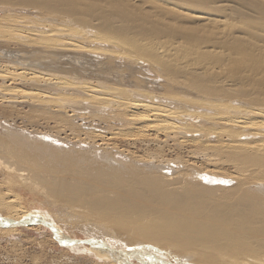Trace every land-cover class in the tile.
<instances>
[{
	"label": "bare ground",
	"instance_id": "6f19581e",
	"mask_svg": "<svg viewBox=\"0 0 264 264\" xmlns=\"http://www.w3.org/2000/svg\"><path fill=\"white\" fill-rule=\"evenodd\" d=\"M1 45L0 235L92 264H264V0H0ZM16 108L55 134L13 133ZM149 132L212 170L116 158Z\"/></svg>",
	"mask_w": 264,
	"mask_h": 264
},
{
	"label": "rangeland",
	"instance_id": "374dc122",
	"mask_svg": "<svg viewBox=\"0 0 264 264\" xmlns=\"http://www.w3.org/2000/svg\"><path fill=\"white\" fill-rule=\"evenodd\" d=\"M237 22H239V20H238V18H237ZM0 47H7V48H11V49H15V50H18V48L14 45V46H12V45H9V46H0ZM4 84H2L1 82H0V86H3ZM6 85H9V83H5V86ZM12 86H14L13 84H12ZM17 86V85H16ZM18 86H20V85H18ZM256 90H257V92H256ZM259 90H260V92H264V91H262V90H264V88L261 90V89H255V90H253V91H255V93H256V95L259 93V95H262V94H260V92H259ZM254 93V92H253ZM262 96H264V95H262ZM232 101V100H231ZM233 101H236L237 102V98L236 99H233ZM1 104V103H0ZM6 105V104H5ZM2 106H4V105H2ZM18 108V107H17ZM16 108V114H17V109ZM20 108H22V106H20L19 107V112H23V111H26L27 112V108L28 107H24L23 106V108H25V109H20ZM69 109H67L66 111H68ZM14 112L15 111H12L11 113H7L6 115H7V122H8V124L10 123L11 124V128H12V126H13V128H12V132L13 133H16L17 131H19L20 129L21 130H24V132L25 133H23L21 130V133L20 132H18V133H20V134H22V135H25L26 134V131L27 132H33V130L34 131H40V132H43V133H45L46 131L48 132V130H49V128H51L52 127V125H51V123H49V121L47 122V121H45L46 122V124H45V122L43 121V123L41 122V120H39L40 122H35V121H37L38 119L37 118H34V119H32L33 120V122H29L30 124L28 125L27 123H26V121L27 120H31V118L30 117H26V116H30L29 114L28 115H26L25 113H19L18 112V114H19V116L18 117H20V118H18L17 117V115L16 114H14ZM9 114V115H8ZM11 114V115H10ZM23 114H25V116L23 115ZM21 115H23V116H21ZM9 116V117H8ZM13 116V117H12ZM17 117V118H16ZM23 117L24 118H26V119H24L23 120ZM15 118V119H14ZM14 119V120H13ZM16 119H18V120H16ZM22 119V120H21ZM37 119V120H36ZM31 120V121H32ZM35 120V121H34ZM14 123H12V122ZM28 122V121H27ZM36 124H35V123ZM2 123V122H1ZM39 123H40V125H39ZM47 123H48V125H47ZM96 124H100V123H97V120H96V122H95ZM95 123L93 124V125H95ZM113 123H114V125H113ZM112 123V125L110 124L109 126H112L113 128H114V126H115V122H113ZM17 124V125H16ZM25 124V125H24ZM32 124V125H31ZM43 125H44V127H43ZM101 126L103 125V127H106L107 126V123H105V125L104 124H100ZM20 128H19V127ZM32 126H34V127H32ZM38 126V127H37ZM18 127V128H17ZM25 127H26V129H25ZM28 127V128H27ZM31 127V128H30ZM42 127V128H41ZM116 127V126H115ZM32 128H36V130L35 129H33L32 131L30 130V129H32ZM39 128V129H38ZM135 128V127H134ZM17 129V131H15V130ZM96 129H98V128H96ZM115 129V128H114ZM41 130H45V131H41ZM104 131H105V129H103ZM103 130H101V132H104ZM15 131V132H14ZM114 132L115 131H117V130H113ZM113 131H112V133H113ZM49 132H55L54 131V129L53 128H51V130H49ZM108 132V131H107ZM111 133V132H110ZM109 132L108 133H106V131H105V136H104V138H106V140L107 139H109L110 138V135H108V134H110ZM116 133V132H115ZM55 134V133H54ZM63 134V135H62ZM60 133V135L59 136H62L63 138H64V136L65 135H68V134H66V132H65V135H64V133ZM107 134V135H106ZM146 135V137L144 138V140H148V141H145V142H138L135 146H129L128 145V147L126 146V144H124L125 143V141L124 140H122L123 138H119L118 136V139H117V137H116V139L114 140V139H112V140H110V141H112L111 143H113L112 145H116V148L119 150V151H123V152H126L127 150L129 151V154H126V155H120L121 153L119 152V151H116L117 152V156H116V158H120L122 161H126L125 163H129V161L131 160H134L133 158H132V156H135V157H137V159H135V160H141V161H147V160H151L150 159V154H152V155H154L155 154V152L156 151H158L157 153L158 154H160V152H163L161 155H164V157L166 158V159H168V160H178L179 162H183L182 164L184 165V163H186L187 161L189 162H193L194 163V165H195V169H196V171L198 170V171H207V169L208 170H212V167H209V166H205V164H204V161H202L201 160V156L200 155H198V158H197V156L195 157L194 156V158H196L197 160H193L194 158L192 157V155H191V150H193V148L191 147V145H189L188 146V148H191V149H179V150H173V149H168V148H166V147H162L161 146V149H163V150H160V142H159V144H158V142H156V141H163L164 140V138L160 135H157V134H155V133H151V132H149V133H146L145 134ZM154 135V136H153ZM26 136V135H25ZM148 136V137H147ZM62 137H60V138H62ZM154 140H155V142H154ZM124 141V142H123ZM119 142V143H118ZM122 142V143H121ZM84 145H79V146H76L75 148H77V149H82V148H84L85 147V149H86V146H84ZM133 147V148H132ZM127 148V149H126ZM86 153V152H85ZM99 153H100V151H98V152H91V154H92V157L95 155H97V158L99 157ZM118 153H120V154H118ZM183 153V154H182ZM87 154V153H86ZM89 155H91L90 153H88ZM116 154V153H115ZM114 154V155H115ZM128 155H130L129 156V158H128ZM210 155V154H209ZM126 156V158H124ZM149 157V159L148 158H146V157ZM163 157V158H164ZM192 157V158H191ZM200 157V158H199ZM138 158H140V159H138ZM130 159V160H129ZM199 159H200V161H199ZM99 161H102V160H100V159H98ZM198 161V162H197ZM200 162H202V163H200ZM171 163H169V164H167L168 165V167H167V165H165V164H162V166H166V168H169V166H170V168L173 170H171L170 168V171L171 172H169V175L170 176H174L175 174V172H177V169H178V171H180V170H182L183 171V168H184V166L183 165H181V166H178V168L176 167V165H175V167H174V164H171ZM141 165V166H140ZM144 164H139V165H137L138 167H141V168H143V167H145V169H148L149 167L151 168V166H146V165H144ZM143 166V167H142ZM161 166V167H162ZM222 167V168H221ZM232 167V168H231ZM174 168H176V169H174ZM200 168V169H199ZM220 173H222V175H225V176H233V174H234V168H233V166H231V164L229 165V164H224V165H222V166H220L219 167V170H218ZM172 174H174V175H172ZM1 175V174H0ZM2 176V177H1ZM0 176V182H2V181H4L5 182V177L3 176V175H1ZM3 183V182H2ZM230 184L231 185H233L231 182H230ZM236 187H237V185L235 186V185H233V186H230L229 187V190H227V191H230V190H235L236 189ZM17 193V196H18V198H19V200H20V204H21V206H22V208L24 207V209L25 210H33V209H42V207L37 203V202H35L34 200H33V198H32V196L33 195H29L27 192H25V191H21V192H14V194H16ZM19 193V194H18ZM62 223V222H61ZM64 224V225H63ZM63 224H60L61 225V227H65L66 229H65V235H70V236H72L73 238H75L76 240H85L84 238H85V236H84V234L83 233H81V232H79L78 230H76V229H74V230H71L68 226H66V223H63ZM63 225V226H62ZM70 230V231H69ZM72 231V232H71ZM71 232V233H70ZM39 233V234H38ZM77 235V236H76ZM84 236V237H83ZM4 236H2V235H0V264H15L16 262V264H92L93 263V260H91V258H89V257H87V256H85V255H81V254H74L73 252H71V251H68V250H66L65 251V249L64 248H61V247H59L50 237H47L46 236V233L45 234H43V233H40V232H35V231H25V230H21V232H19L18 233V235L17 236H13L12 238H7V237H4ZM47 238V239H46ZM50 238V239H49ZM52 241H53V243H52ZM43 242V243H42ZM40 247V248H39ZM41 247H42V249H41ZM17 250V251H16ZM12 251V252H11ZM14 251V252H13ZM16 251V252H15ZM25 252V253H24ZM5 253V254H4ZM12 253V254H11ZM67 253V254H66ZM15 255V256H14ZM77 255V256H76ZM23 256V257H22ZM53 256V257H52ZM75 256V257H74ZM44 257V258H43ZM47 257V258H46ZM34 258V259H33ZM38 260V261H36V260ZM53 259V260H52ZM32 260V261H31ZM51 260V261H50ZM75 260V261H74ZM89 262H88V261ZM86 262V263H82V262ZM81 262V263H80Z\"/></svg>",
	"mask_w": 264,
	"mask_h": 264
}]
</instances>
